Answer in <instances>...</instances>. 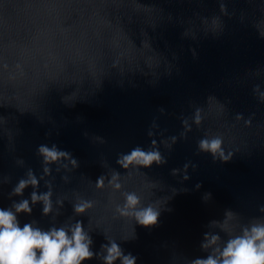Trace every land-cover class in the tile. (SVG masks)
<instances>
[{
    "label": "clouds",
    "instance_id": "obj_1",
    "mask_svg": "<svg viewBox=\"0 0 264 264\" xmlns=\"http://www.w3.org/2000/svg\"><path fill=\"white\" fill-rule=\"evenodd\" d=\"M220 12L228 9L220 4ZM207 27L209 19L195 13ZM177 15L159 3L144 0H112L103 17L84 15L73 0H0V133L9 144L19 129V116L32 114L42 119L49 98L54 92L73 89L62 97L65 104L75 101L81 93L102 88L106 79L119 77L123 83L137 75L158 77L161 69L171 65L159 48V40ZM180 23L184 21L180 18ZM185 36L194 35L196 19H189ZM213 30L222 27L219 15L211 18ZM264 36V30L261 31ZM264 104V91L255 89ZM227 105L216 97L209 98L207 109L197 108L193 123L201 127L205 120L212 127L198 142L200 151L211 153L225 162L234 153L225 150L243 135V128L252 127V119L237 113L228 118ZM242 123V127H241ZM186 137L192 123L183 120ZM158 127L153 124V128ZM149 136H154L149 131ZM176 136L163 139L171 148ZM43 175L37 178L28 169L11 196L23 197L28 187L34 190L30 199L13 201L0 207V264H137V257L126 252L123 242L136 239L135 225L152 226L158 222L161 201L152 202L150 183L141 173L154 163L164 164L154 139L148 150L137 146L117 158L120 169L110 167L94 181L81 178L79 187H67L59 192L53 184V164L56 172L64 170V185L72 184V173L79 163L68 152L55 145H41ZM67 161V162H65ZM17 164L23 166L22 159ZM184 166V179H188ZM174 170V174L179 172ZM51 177V179H46ZM5 177L4 182L9 181ZM43 180L47 191L39 192ZM199 187V186H198ZM211 194L205 196L210 199ZM71 214L65 219V206ZM36 205L42 206V216L49 217L48 227L39 220L21 222V215L32 216ZM258 215L245 218L240 212L226 209L222 218L209 224L199 248L202 255L191 256L177 249L169 257L170 264H264V205ZM85 218L87 223H85ZM94 235H102L104 243L96 250Z\"/></svg>",
    "mask_w": 264,
    "mask_h": 264
},
{
    "label": "water",
    "instance_id": "obj_2",
    "mask_svg": "<svg viewBox=\"0 0 264 264\" xmlns=\"http://www.w3.org/2000/svg\"><path fill=\"white\" fill-rule=\"evenodd\" d=\"M159 3L177 15V20L165 29L159 48L170 62V71L161 69L158 77L137 75L120 82L119 77L106 79L102 88L81 93L65 104L62 97L73 89L54 92L49 98L42 119L32 114L19 116V129L10 145L0 133V207L30 199L34 190L25 189L23 197L11 196L28 169L43 175L44 161L39 155L41 145L68 152L79 163L71 174V185H64V170L52 176L56 191L79 187L81 178L95 180L110 167L120 169L116 161L121 153L140 146L152 147L155 139L166 161L140 171L152 189L153 203L161 201L156 225H135L136 239L122 243L126 252L137 257V264H170L172 252L180 249L188 255H202L199 245L214 219L222 218L226 209L240 212L245 218L258 215L264 205V104L255 89L264 91V0H144ZM112 0H73L84 15L103 17ZM225 4L228 15L220 12ZM209 19L205 27L195 13ZM219 15L222 27L213 30L211 18ZM180 18L184 23H180ZM196 19L194 35H184ZM225 103L230 120L237 113L252 119L251 128L225 150L234 153L225 162L211 153L200 151L198 142L212 125L205 120L201 127L193 123L197 108L207 109L209 98ZM192 123L186 137L183 120ZM153 124L158 127L153 128ZM242 127V123H241ZM149 131L155 133L149 136ZM172 136L177 141L167 148L163 139ZM22 159L24 165H18ZM67 162V161H65ZM188 164V179L184 166ZM180 171L174 174V170ZM9 177L8 182H4ZM51 179V177H46ZM199 186V187H198ZM39 192L47 191L43 180ZM211 194L210 199L205 196ZM71 214L65 206V219ZM21 222L32 219L48 227L49 217L42 216V206L36 205L32 216L21 215ZM85 223L87 219L85 218ZM95 249L104 243L102 235H94ZM87 264H99L98 261Z\"/></svg>",
    "mask_w": 264,
    "mask_h": 264
}]
</instances>
